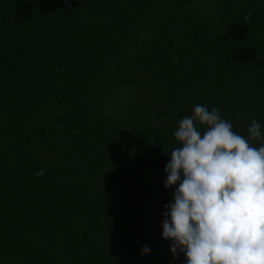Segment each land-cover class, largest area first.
Masks as SVG:
<instances>
[{"label":"trees","instance_id":"obj_1","mask_svg":"<svg viewBox=\"0 0 264 264\" xmlns=\"http://www.w3.org/2000/svg\"><path fill=\"white\" fill-rule=\"evenodd\" d=\"M199 1L0 0V264H186L162 235L178 122L218 108L264 144V0ZM128 84L130 124L105 113Z\"/></svg>","mask_w":264,"mask_h":264},{"label":"clouds","instance_id":"obj_2","mask_svg":"<svg viewBox=\"0 0 264 264\" xmlns=\"http://www.w3.org/2000/svg\"><path fill=\"white\" fill-rule=\"evenodd\" d=\"M65 3L71 7L70 0ZM248 133L259 140L260 123L252 120ZM174 136L181 146L167 154L165 166L174 202L165 205L162 224L174 258L183 254L186 264H264V144L252 146L218 108L199 104L178 122ZM44 174L41 169L34 175ZM142 251L148 255L150 248Z\"/></svg>","mask_w":264,"mask_h":264},{"label":"rangeland","instance_id":"obj_3","mask_svg":"<svg viewBox=\"0 0 264 264\" xmlns=\"http://www.w3.org/2000/svg\"><path fill=\"white\" fill-rule=\"evenodd\" d=\"M189 9L207 18L216 19L220 12V5L214 0H203L191 4ZM144 25L138 26V31L143 30ZM145 33H142L144 35ZM106 95L105 113L110 114L119 121L128 124L137 122L144 110L143 101L138 84H128L124 87H111Z\"/></svg>","mask_w":264,"mask_h":264}]
</instances>
